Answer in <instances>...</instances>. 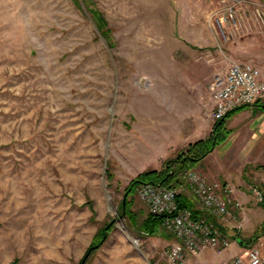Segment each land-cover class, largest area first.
<instances>
[{
	"label": "rangeland",
	"instance_id": "rangeland-1",
	"mask_svg": "<svg viewBox=\"0 0 264 264\" xmlns=\"http://www.w3.org/2000/svg\"><path fill=\"white\" fill-rule=\"evenodd\" d=\"M234 33L264 72V0H0V264H80L91 246L84 264H171L173 235L142 232L126 191L214 127L207 52Z\"/></svg>",
	"mask_w": 264,
	"mask_h": 264
},
{
	"label": "built area",
	"instance_id": "built-area-1",
	"mask_svg": "<svg viewBox=\"0 0 264 264\" xmlns=\"http://www.w3.org/2000/svg\"><path fill=\"white\" fill-rule=\"evenodd\" d=\"M237 4L227 6L222 22H233L238 27ZM215 121L222 120L233 110L254 105L264 99V72L255 64L234 61L223 75L216 76L211 84ZM188 188L201 208L213 216H227L229 211V190L221 183L210 182L203 174L191 169L186 173L181 187H167L152 183L141 184L138 195L151 214L163 217V227L175 238L167 253L171 264H206L192 262V258L207 249H226L230 246L229 236L207 216L197 217L190 208H181L178 198ZM255 200L264 206V188H252ZM215 264H264V256L257 247H251L243 255L229 261Z\"/></svg>",
	"mask_w": 264,
	"mask_h": 264
},
{
	"label": "crops",
	"instance_id": "crops-1",
	"mask_svg": "<svg viewBox=\"0 0 264 264\" xmlns=\"http://www.w3.org/2000/svg\"><path fill=\"white\" fill-rule=\"evenodd\" d=\"M225 41L226 45L217 44L214 51L207 52L211 56L208 59L210 69L215 71L214 67L219 66V75L225 74L234 61L253 60L250 54L236 56L232 53L235 49L245 47L236 33L226 36ZM206 123L207 133L193 129L188 144L206 137L208 132L212 133V122L207 120ZM226 127L232 131L229 138L217 146L194 170L203 174L210 182L221 183L228 188L230 214L220 217L210 215L201 208L188 188L183 189V195L191 203L195 216H207L229 236L231 244L226 249H207L193 257L192 262L215 264L229 261L245 254L249 248L257 247L259 242L264 244V227H261L264 218L260 221L255 218L256 210H260L264 216V206L255 200L252 190L255 186L264 188V99L227 118ZM180 149L182 148H175L173 154Z\"/></svg>",
	"mask_w": 264,
	"mask_h": 264
},
{
	"label": "trees",
	"instance_id": "trees-1",
	"mask_svg": "<svg viewBox=\"0 0 264 264\" xmlns=\"http://www.w3.org/2000/svg\"><path fill=\"white\" fill-rule=\"evenodd\" d=\"M93 16L95 18L97 27L101 34L104 37H108V23L103 18V16L97 12L93 11ZM258 101L255 104H258ZM247 106L239 107L232 112H230L226 118L216 121L213 127V131L210 136L206 139H201L195 143H192L188 146L187 149L181 150L175 157L168 159L165 162L164 168L161 170H148L140 173L135 179L132 180L131 184L127 188L126 194L127 197L132 193L136 192V189L141 184L152 183L156 185H163L167 187H181L185 184L186 173L194 169L203 159H205L217 146L224 143L232 131L226 127L227 118L233 116L238 111H241ZM126 212L129 215L130 220L135 223L136 217L130 212V201L126 202ZM178 204L181 208H190L191 203L183 194H181L178 198ZM193 210V209H192ZM194 211V210H193ZM163 226V217L156 216L150 213L145 224L142 227V232H145L149 235H155L158 233ZM112 222L106 223L96 234L95 241L102 243L113 230ZM98 247V246H97ZM96 249V246H91L81 263L86 259L88 261L91 252Z\"/></svg>",
	"mask_w": 264,
	"mask_h": 264
},
{
	"label": "water",
	"instance_id": "water-1",
	"mask_svg": "<svg viewBox=\"0 0 264 264\" xmlns=\"http://www.w3.org/2000/svg\"><path fill=\"white\" fill-rule=\"evenodd\" d=\"M85 263V260L83 261V264Z\"/></svg>",
	"mask_w": 264,
	"mask_h": 264
}]
</instances>
